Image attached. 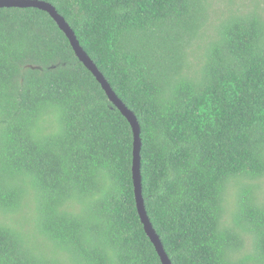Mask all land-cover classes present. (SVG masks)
Wrapping results in <instances>:
<instances>
[{"label": "trees", "instance_id": "trees-1", "mask_svg": "<svg viewBox=\"0 0 264 264\" xmlns=\"http://www.w3.org/2000/svg\"><path fill=\"white\" fill-rule=\"evenodd\" d=\"M46 1L172 263L264 264V0ZM132 158L50 14L0 8V264H163Z\"/></svg>", "mask_w": 264, "mask_h": 264}, {"label": "water", "instance_id": "water-1", "mask_svg": "<svg viewBox=\"0 0 264 264\" xmlns=\"http://www.w3.org/2000/svg\"><path fill=\"white\" fill-rule=\"evenodd\" d=\"M28 8L35 7L40 10L46 11L54 19L56 24L68 37L73 50L75 51L77 57L80 61L92 72L96 79L102 85L104 91L110 102L113 103L121 113L128 119L131 124L133 132V158H132V176H133V186L136 197L137 209L140 214L141 221L145 227V231L152 243L154 244L163 264H173L172 260L168 256L162 240L159 234L156 232L146 210L145 199L143 196V186H142V137H141V126L136 114L126 105L125 102L117 95L113 87L109 83L108 79L105 77L103 72L99 69L97 64L92 60L89 54L80 44L74 29L71 27L66 18L59 13L56 6L46 0H0V8Z\"/></svg>", "mask_w": 264, "mask_h": 264}, {"label": "rangeland", "instance_id": "rangeland-1", "mask_svg": "<svg viewBox=\"0 0 264 264\" xmlns=\"http://www.w3.org/2000/svg\"><path fill=\"white\" fill-rule=\"evenodd\" d=\"M218 1H220V0H217L215 2L217 3ZM238 1H241V0H238ZM244 3L247 5L253 6L251 0H244ZM260 3L264 5V3H262L261 1H260ZM218 5L220 6V8H226L227 7V0H222L221 2L218 3ZM232 198H234V197L232 196Z\"/></svg>", "mask_w": 264, "mask_h": 264}, {"label": "clouds", "instance_id": "clouds-1", "mask_svg": "<svg viewBox=\"0 0 264 264\" xmlns=\"http://www.w3.org/2000/svg\"><path fill=\"white\" fill-rule=\"evenodd\" d=\"M112 103V102H111ZM138 118V117H137Z\"/></svg>", "mask_w": 264, "mask_h": 264}]
</instances>
